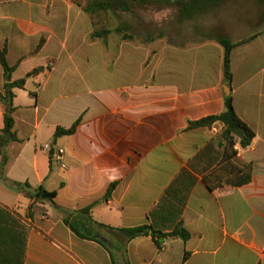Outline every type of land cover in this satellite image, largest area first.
<instances>
[{
  "label": "crops",
  "instance_id": "0c3cea01",
  "mask_svg": "<svg viewBox=\"0 0 264 264\" xmlns=\"http://www.w3.org/2000/svg\"><path fill=\"white\" fill-rule=\"evenodd\" d=\"M86 6L0 0V51L14 67L7 76L0 62V92L45 68L13 90L22 141L9 144L0 167V264H114L109 248L118 264H264V14L230 16L208 40L164 43L137 38L126 21L120 36L92 38ZM248 23L252 32L236 34ZM220 36L237 43L231 84ZM228 95L255 134L245 148L236 140L234 156L223 122L189 127L223 113ZM5 109L0 101V131ZM75 124L73 135L55 137ZM59 148L66 168L54 157ZM249 165L251 181L232 184L233 169ZM17 183L57 196L35 202ZM91 205L101 224L165 235L182 227L191 237L166 236L161 247L152 234L127 242L78 215ZM73 213L109 248L78 237L64 221Z\"/></svg>",
  "mask_w": 264,
  "mask_h": 264
},
{
  "label": "trees",
  "instance_id": "16d2710c",
  "mask_svg": "<svg viewBox=\"0 0 264 264\" xmlns=\"http://www.w3.org/2000/svg\"><path fill=\"white\" fill-rule=\"evenodd\" d=\"M173 0H87V6L85 7V11L90 15L93 19L94 24L96 26L95 31L91 35L92 38H101L106 40L110 34L113 33L112 29L100 27L97 19H100L102 14L109 13H117V12H125L131 13L134 8L144 7L146 5H150L152 3H167L172 2ZM225 0H175L176 5L180 9V16L185 18H191L197 13L206 12L213 8L220 6L224 3ZM260 2H264V0H259ZM118 32L123 31L122 28L117 29ZM126 38H133V36H126ZM255 36H252L248 39L241 41V43L252 40ZM217 41L224 47L225 56H224V76L225 81L228 84H231L233 79L232 73V61L231 55L233 49L237 46V43L233 42L227 36H220L217 38ZM0 62L4 67L6 75L9 76L14 71V67H10L7 60V49L0 51ZM44 67H39L34 69L32 72L28 74L26 78L15 81L14 83H6L5 93L0 92V101L5 105V126L0 131V167L4 169V167L8 164L9 158L7 155V148L9 144L13 142L22 141L18 137V133L16 131V119L14 113L16 111V107L14 105V88H24L27 82V78L33 75H37L40 72L44 71ZM216 122H223L225 124L224 137L227 141V149L230 150V155L234 156L236 152L234 151V146L236 145V140L240 143L242 147H248L251 145L254 139V132L240 119L238 116L236 109L234 107L233 98L231 95L226 97V110L218 115H212L206 118H203L198 121L190 122V128H198V127H206L211 126ZM239 128L244 129L245 136L243 139H239L235 135V131ZM77 124H75L70 129L59 128L55 134V137H61L64 135H73L76 132ZM252 167L246 166L244 168H234L233 169V178L231 181L232 184L240 186L247 184L252 179ZM18 190L26 191L29 197L35 202L41 201H50L54 203V199L57 196L56 191H47L44 187H39L34 189L29 183H17L16 184ZM116 187V184L110 185L107 192V198L111 195L112 191ZM93 206H88L78 212L82 216V219L86 217L91 218L94 225L97 226L98 229L102 231L115 233L117 235L122 236L125 241H130L140 236H148L152 234L153 238L156 240L159 247L162 246L161 239L166 236H178L183 240L187 241L190 239L191 234L185 228H178L176 231L169 235H165L163 233H159L156 231H152L149 226H140L135 228H114L109 225L101 224L96 221H93L91 212ZM33 209V204L30 206V210ZM76 214H70L65 218V223L69 226L72 231L80 238L95 240L100 242L101 244H107L103 242L102 237L103 234L100 232H92L86 224H80L77 221ZM109 248V247H108ZM112 253V258L114 264H118L115 256L113 254V249L109 248ZM187 259V255L185 256V260Z\"/></svg>",
  "mask_w": 264,
  "mask_h": 264
},
{
  "label": "rangeland",
  "instance_id": "374dc122",
  "mask_svg": "<svg viewBox=\"0 0 264 264\" xmlns=\"http://www.w3.org/2000/svg\"><path fill=\"white\" fill-rule=\"evenodd\" d=\"M264 14V3L258 0H233L227 1L223 7L213 8L206 12L195 14L191 18L180 21V9L176 3H152L144 7H137L131 13L117 12L102 14L98 23L100 27L112 29L117 32L119 25L126 22L133 23L132 33L137 38L146 39L149 36L160 39L164 43L167 39L170 42H189L194 40L207 39L210 35H220L227 30L229 25L223 23L230 16L248 15L249 17L261 16ZM137 21L135 23V19ZM232 24V23H231ZM228 26V27H227ZM247 29L236 31V34H247L252 32L253 24H246ZM227 28V29H226Z\"/></svg>",
  "mask_w": 264,
  "mask_h": 264
},
{
  "label": "built area",
  "instance_id": "2783aa9c",
  "mask_svg": "<svg viewBox=\"0 0 264 264\" xmlns=\"http://www.w3.org/2000/svg\"><path fill=\"white\" fill-rule=\"evenodd\" d=\"M45 148H46V149H50V144L45 145ZM65 154H66V151H65V149H63V148H59V149L57 150V152L54 154L55 159H56L58 162L62 163V165H63L64 168H66V165H65V163H64V160H65Z\"/></svg>",
  "mask_w": 264,
  "mask_h": 264
},
{
  "label": "water",
  "instance_id": "95a60500",
  "mask_svg": "<svg viewBox=\"0 0 264 264\" xmlns=\"http://www.w3.org/2000/svg\"><path fill=\"white\" fill-rule=\"evenodd\" d=\"M235 135H236L239 139H243L244 136H245V131H244V129H242V128L237 129V130L235 131ZM52 154H54V153H52ZM102 240H103V241H107V240L104 239V238H102Z\"/></svg>",
  "mask_w": 264,
  "mask_h": 264
}]
</instances>
